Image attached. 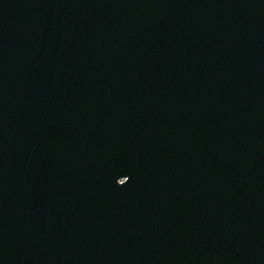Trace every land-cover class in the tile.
Segmentation results:
<instances>
[{
  "label": "water",
  "instance_id": "obj_1",
  "mask_svg": "<svg viewBox=\"0 0 264 264\" xmlns=\"http://www.w3.org/2000/svg\"><path fill=\"white\" fill-rule=\"evenodd\" d=\"M0 264H264V0H0Z\"/></svg>",
  "mask_w": 264,
  "mask_h": 264
}]
</instances>
